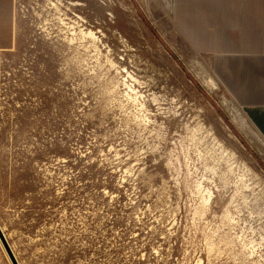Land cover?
Masks as SVG:
<instances>
[{
    "label": "rangeland",
    "instance_id": "obj_1",
    "mask_svg": "<svg viewBox=\"0 0 264 264\" xmlns=\"http://www.w3.org/2000/svg\"><path fill=\"white\" fill-rule=\"evenodd\" d=\"M170 2L13 0L0 226L19 264H264V138Z\"/></svg>",
    "mask_w": 264,
    "mask_h": 264
},
{
    "label": "crops",
    "instance_id": "obj_2",
    "mask_svg": "<svg viewBox=\"0 0 264 264\" xmlns=\"http://www.w3.org/2000/svg\"><path fill=\"white\" fill-rule=\"evenodd\" d=\"M168 17L264 138V0H171ZM15 41L13 0H0V52Z\"/></svg>",
    "mask_w": 264,
    "mask_h": 264
},
{
    "label": "water",
    "instance_id": "obj_3",
    "mask_svg": "<svg viewBox=\"0 0 264 264\" xmlns=\"http://www.w3.org/2000/svg\"><path fill=\"white\" fill-rule=\"evenodd\" d=\"M0 240L3 244V247L5 248V251L7 252V255L9 256V259L11 260V263L19 264L13 251L11 250V247L9 246V243L7 242V239L5 238V235L3 234V231L1 230V227H0Z\"/></svg>",
    "mask_w": 264,
    "mask_h": 264
},
{
    "label": "bare ground",
    "instance_id": "obj_4",
    "mask_svg": "<svg viewBox=\"0 0 264 264\" xmlns=\"http://www.w3.org/2000/svg\"><path fill=\"white\" fill-rule=\"evenodd\" d=\"M210 78V77H209ZM211 84V83H210ZM1 227V230L3 231V234L5 235V238L7 239V236H6V234H5V232H4V230H3V227L2 226H0ZM1 241V240H0ZM7 242H8V240H7ZM2 243V242H1ZM1 245V244H0ZM3 245V244H2ZM10 246V245H9ZM2 248V247H1ZM5 249V248H4ZM5 252V251H4ZM7 253V252H6ZM5 256V255H4ZM9 257V256H8ZM7 258V257H6ZM9 259V258H8ZM9 261L11 262V260L9 259ZM10 264H12V263H10Z\"/></svg>",
    "mask_w": 264,
    "mask_h": 264
}]
</instances>
